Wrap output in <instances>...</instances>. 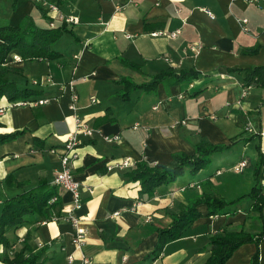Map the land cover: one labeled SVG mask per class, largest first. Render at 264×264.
Wrapping results in <instances>:
<instances>
[{"label": "crops", "instance_id": "1", "mask_svg": "<svg viewBox=\"0 0 264 264\" xmlns=\"http://www.w3.org/2000/svg\"><path fill=\"white\" fill-rule=\"evenodd\" d=\"M58 3L64 15L76 20L67 25L74 37H61L64 51L56 47L63 56L16 60L18 53L11 51L5 60L21 70L18 74L8 73L7 78L39 89L37 99L46 101L8 106L0 97V133L23 129L16 138L0 143V205L18 190L3 182L8 172L28 186L40 181L49 185L58 167L57 149L73 131L77 116L99 130L90 138L80 137L79 155L72 163V174L80 184V206L75 215L84 239L78 248L71 243L74 227L66 219L70 195L56 188V214L51 213L49 220L40 223L34 216H27L22 224L7 229L4 236L11 243L10 249L27 243L32 252L39 254L42 264H81V255L90 257L93 264H202L209 234L224 224L255 232L248 200L237 204L233 215L205 216L201 204L197 208L202 216L179 238L165 244L156 259L146 257L155 242L156 228L166 226L170 215L179 212L194 196L213 190L228 201L240 195L238 190L243 186H248L247 191L251 185V173H245L244 152L250 148L254 151V144L259 142L264 154V119L252 112L264 98V88L244 89L243 73L227 69L264 65V0ZM10 4L11 0H0V17L8 24H16L27 14L35 22L46 24L32 0H15L13 8ZM177 29L174 38L167 36ZM150 32L161 34L151 36ZM195 43L201 48L193 53L189 46ZM253 47H257L254 53L241 50ZM168 66L192 67L206 75L187 86L158 84L153 93H138L126 100L117 96L118 78L139 83ZM69 80L78 98L75 111L68 108ZM194 88L202 91L188 97V90ZM90 98L96 101L91 103ZM102 135H116L118 139L105 142ZM33 136L41 140L33 142ZM202 141L232 144L211 155L210 167L195 174L185 171L174 181L157 186L149 197L138 196V183L124 177L136 161L163 165L174 152L191 155L193 144ZM123 158H128L126 168L105 169ZM222 159L225 167L219 164ZM240 160L245 161L244 166L232 170ZM226 170L237 175L229 176ZM254 249L253 243H244L223 264H247ZM257 251L258 264H264V238ZM2 252L0 244V255ZM68 254L72 255L71 261L66 260Z\"/></svg>", "mask_w": 264, "mask_h": 264}, {"label": "trees", "instance_id": "2", "mask_svg": "<svg viewBox=\"0 0 264 264\" xmlns=\"http://www.w3.org/2000/svg\"><path fill=\"white\" fill-rule=\"evenodd\" d=\"M15 0H11L10 7H14ZM40 16L46 19V24L35 22L30 14L14 25L7 23L6 18L0 17V97H4L7 103L15 101L31 102L37 100L40 90L28 86L25 82L19 83L8 79V73H20V68L11 67L5 63L7 55L16 51L22 60L40 59L51 60L63 56V52L52 47L62 35L73 33L67 24L56 22L53 26L47 24L48 18L43 10L39 8ZM74 37V36H73ZM243 52L254 53L257 47L241 49ZM133 65V64H130ZM136 65V64H134ZM138 66V65H137ZM243 73L242 87L258 86L264 88V65H253L245 68L227 69ZM206 74L199 73L192 67L174 69L165 67L148 76L142 82L136 83L125 77H120L117 84L120 86L117 96L121 99L135 97L138 93H153L158 84L163 86L185 85L205 77ZM202 91L201 88L188 90V97H195ZM264 119V98L252 110ZM23 132V129L11 130L0 133V143L12 140ZM253 136L245 138L250 140ZM33 142L39 139L32 137ZM232 142L227 144H211L205 141L193 144L191 155L184 152H174L170 155L168 163L154 166L147 164L144 160L136 161L131 168L124 172L126 180L138 183L137 195L149 197L153 190L159 186L168 184L181 176L185 171L195 174L210 163L211 155L227 150ZM255 160L251 171V185L245 193L231 200H224L213 190H204L194 196L179 212L170 215V222L164 227L155 230L156 239L152 249L146 257L156 259L165 244L179 238L182 232L195 219L202 216L198 205L205 206V216H216L222 214L233 215L236 213V205L244 200L249 201L248 210L256 213L259 219V227L255 232H249L242 227H233L224 224L220 230L209 234L206 242L207 256L202 264H223L232 252L244 243H253L255 249L247 264H258L257 246L264 238V154L259 142L254 144ZM5 184H13L18 189L14 194L4 198L0 205V244L3 252L0 261L5 264H42L39 254L32 252L27 243L18 249L11 250V243L4 236V232L12 227L22 224L27 216H34L38 223L47 221L52 217L59 205V194L55 187L44 181L33 185H26L15 180L12 172H8L4 178ZM56 195V200L48 202L51 196ZM247 210V211H248ZM246 211V210H245ZM56 214V212H54Z\"/></svg>", "mask_w": 264, "mask_h": 264}, {"label": "built area", "instance_id": "3", "mask_svg": "<svg viewBox=\"0 0 264 264\" xmlns=\"http://www.w3.org/2000/svg\"><path fill=\"white\" fill-rule=\"evenodd\" d=\"M247 1H254L257 2V0H247ZM32 2L38 6L41 10L44 11L46 17L48 18L47 24L49 26H53L56 22H63L67 25L74 23L76 20L70 16L64 15L60 8H59V0H32ZM120 4L115 6V9H119ZM208 15L209 12L206 11ZM243 23L245 22V19L241 20ZM179 30H174L167 33V36L170 38H174ZM158 34H161V32H150L149 35L156 36ZM191 52L195 53L201 48L200 43L191 44L189 46ZM73 59L77 58L76 54L72 55ZM14 59L18 60L19 57L16 55L14 56ZM166 60H168L166 58ZM170 61V60H168ZM71 80L68 81V86L70 89L69 93V102H68V108L72 111H75L76 104L78 101L76 93L73 91ZM249 87H246L244 89H247ZM245 92V91H244ZM243 92V93H244ZM45 99H37L35 101L26 102V101H15L8 103V106H25V105H38L45 102ZM89 101L95 102V98H90ZM238 104L239 102L236 101ZM94 133H99V130L97 128L91 127L88 125L85 121H82L79 117L74 116V128L71 134L63 141L61 146L57 149V156H58V167L55 170V174L52 178V181L49 183L50 186H53L55 188L67 191L70 195V203H69V209L66 212V219L68 222L74 227L72 234H71V243L78 248L79 245L83 242L84 236H83V230L78 226V219L75 215V210H77L80 206V199H79V188L80 184L79 182L74 178L72 174V163L78 158V147L81 143L80 137H87L90 138ZM102 139L105 142H111L116 141L118 139V136H106L102 135ZM54 151V149H52ZM50 150V151H52ZM245 161L240 160L237 164L232 166V170L238 171L241 169L242 166H244ZM129 165L128 158H123L122 160H118L116 162H113L111 164L106 165V170L109 171L111 169H123L126 168ZM219 171H216L218 173ZM191 186V184H189ZM182 189V188H181ZM91 192V190H88ZM56 200V195L51 196L48 200V202H52ZM112 214H116L112 213ZM72 255L68 254L66 256L67 261H71ZM80 263L81 264H93L92 259L88 256L81 255L80 256Z\"/></svg>", "mask_w": 264, "mask_h": 264}, {"label": "rangeland", "instance_id": "4", "mask_svg": "<svg viewBox=\"0 0 264 264\" xmlns=\"http://www.w3.org/2000/svg\"><path fill=\"white\" fill-rule=\"evenodd\" d=\"M63 40H64L63 38H60L57 42L53 43L52 47L56 48L58 46V47H60V50H63L65 48L64 41ZM254 152L255 151H253L252 148H250L249 150H246L244 152V158H245V160L247 162V167L245 168V173H247V172L251 173V171H252L253 164H254V160H255V159H253ZM251 154H252V156H251ZM254 158H255V155H254ZM223 161H225V159H222L219 164H221ZM225 166H226V164H224V163L221 164V167H225ZM208 167H210V163L205 168H203V169H206ZM220 170L221 171H225L223 168H220ZM227 171L228 170H226V172ZM229 172H227L228 174H230L229 176H232L233 177V176H236L237 175V174H233V173H229ZM247 187H248L247 185L243 186L240 190H238V194L245 193L244 191H246ZM239 203H242V201H240ZM249 219L252 220V222L256 225V227H254V229L257 230L258 227H259V219L257 218L256 213L251 214L250 217H249ZM252 229L253 228H250V230H252ZM11 250H16V249H11Z\"/></svg>", "mask_w": 264, "mask_h": 264}]
</instances>
